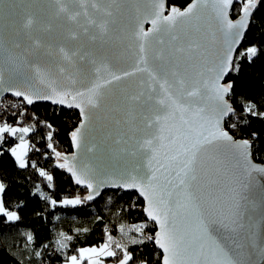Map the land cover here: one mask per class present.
Listing matches in <instances>:
<instances>
[{
	"label": "snow or ice",
	"instance_id": "6c2138e0",
	"mask_svg": "<svg viewBox=\"0 0 264 264\" xmlns=\"http://www.w3.org/2000/svg\"><path fill=\"white\" fill-rule=\"evenodd\" d=\"M0 264H264V0H0Z\"/></svg>",
	"mask_w": 264,
	"mask_h": 264
},
{
	"label": "trees",
	"instance_id": "16d2710c",
	"mask_svg": "<svg viewBox=\"0 0 264 264\" xmlns=\"http://www.w3.org/2000/svg\"><path fill=\"white\" fill-rule=\"evenodd\" d=\"M173 2L180 3L183 6L185 2H190V0H173ZM236 8L238 9L239 5H236ZM260 83L261 81L254 80L252 82L253 90L259 88ZM61 113H65L66 115L62 116ZM39 114L42 117H48L49 119H56L58 121L55 126L59 129V132L54 137L55 141L58 142L57 150L62 151L64 154L73 153V147L71 145L69 132L71 131L73 125L79 118L78 113L65 111L50 105L40 104ZM48 151L51 152V150ZM54 160L55 157L53 156L52 159L49 161L41 159L40 163L43 164L45 167H48L50 164L53 165L51 171L54 175V179L57 184V189L61 196L73 194L74 192H76L78 186L74 185V183L71 182L69 173H67L63 169H56L54 167ZM80 191L84 190L80 189ZM109 193L111 194V192ZM125 199H127V197H125ZM98 201V203L94 201L93 203H89L88 206H80L77 209L57 210L61 213V221L58 223L65 230H69L74 227H79L81 225L91 227L93 229L92 232L88 233L86 236L81 237L78 242V246L91 244L101 239L102 224L94 222V217L97 214H100L107 218L109 216V212L105 208V200H100L98 198ZM121 203H123V201H121ZM132 219V217H129V220ZM133 222L136 221L133 220ZM25 223H29L27 217ZM21 227H23V225Z\"/></svg>",
	"mask_w": 264,
	"mask_h": 264
},
{
	"label": "water",
	"instance_id": "95a60500",
	"mask_svg": "<svg viewBox=\"0 0 264 264\" xmlns=\"http://www.w3.org/2000/svg\"><path fill=\"white\" fill-rule=\"evenodd\" d=\"M130 19V15L129 14H125V18H124V22L125 23H128ZM145 29L149 28L150 27V24H145ZM209 40H210V37H209ZM5 76L7 77V73H5ZM5 98H9V95L8 94H5ZM43 105H48L47 103H41ZM51 106V105H50ZM53 107H56V108H60L62 110H65V111H69V112H76L78 113V110H75V109H66V108H62L61 106H53ZM102 135H103V130H101V133L98 135V139H102ZM73 152H75V149L73 148ZM104 158V154L103 152L101 153V159ZM109 192H111V190H109ZM94 202V201H93ZM93 202H89V203H93Z\"/></svg>",
	"mask_w": 264,
	"mask_h": 264
}]
</instances>
